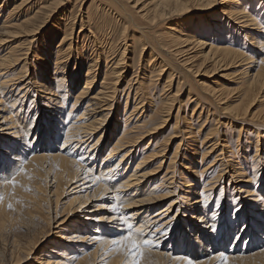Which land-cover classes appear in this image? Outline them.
<instances>
[{"label": "rangeland", "instance_id": "374dc122", "mask_svg": "<svg viewBox=\"0 0 264 264\" xmlns=\"http://www.w3.org/2000/svg\"><path fill=\"white\" fill-rule=\"evenodd\" d=\"M14 1H17L16 2L17 4L18 2L26 3V1H28L27 3L32 5V10L34 9L33 10L34 12L36 10V7L37 8L40 7L39 5L44 4L45 6H47L48 3L52 2L53 0H25V1L0 0V9H1L0 11H3L0 16V19L4 18V16L6 17L7 14L11 11L13 7L12 3H14ZM35 1L37 5L36 3L35 5L33 4V2ZM156 1L157 0H62L60 4L61 6L58 9H56L55 12L51 14L49 17H47L49 14L43 13L46 12L45 10L40 12V14H38L39 17L33 22L34 27L37 28L36 31L33 32L34 33L33 35L31 33L30 37L27 36L24 29L21 28L22 30L21 32H19L17 38L11 37L9 38L10 40L8 39V41L10 42H8L7 44H9L10 46L12 45L16 46V44H19L16 47L22 50L21 52L16 54L18 56L16 61L19 62L16 63L15 61L16 65L15 64L14 65L12 64V66L7 65L8 69L10 70L9 74L11 73L10 75L12 74L17 76L19 74L23 75V76L21 75L22 76L21 78L17 77L19 81L17 80L18 82L17 84L14 85L13 88H16L18 86V83L19 84L21 83L22 85L26 84V82L33 83L34 81L31 80L32 78L41 79L39 82L40 83L42 82L43 85L41 86V84L36 83L33 84L31 88L27 89L29 90L27 93V97L29 96L30 99L31 97H34L35 100L34 103L32 104L31 110H29L28 115H26L27 116L26 119L28 120L29 118L32 117L31 115H34V113L37 110L39 111V114L37 116L38 119L35 120L33 130H31V133L29 134L27 143H30L31 146L33 144H36V146L40 145L38 151H40V149L44 151L52 150V148L46 146L47 145L46 143L45 145L43 144L42 139L44 137V134H41L42 136L40 135L41 138L38 137V140L35 139L36 132L40 122L48 121L47 119H51L50 115L52 113L50 112V110L56 109L55 107L56 103L54 100L59 99V97L62 94H64V91H62L61 89L59 92H56L55 95L57 96H49L45 94V92L49 91V87H52L53 85L52 84L53 75L51 73L53 67H51L52 64L48 65L49 63L45 65L41 64L43 63L41 61L43 60L44 55L42 54V52L40 53V51L46 48L42 45V43L45 42L44 36L46 34V36L51 35L50 37L48 36L49 39L46 36L45 38L46 40L48 39L46 42L52 43V45L50 43L49 47L51 48V51L54 52L55 50L54 47L57 46V44L59 43V39L61 35L59 33L60 32L59 30H57V33L55 35H53L55 31L54 23H60L59 19L65 18L64 16L66 15L68 16V23L70 22L69 25H72L74 23V27H73L72 35L69 36L70 38L69 41H71L72 43L71 45L73 48L71 47L70 49L71 54L68 61L64 63L69 66L67 68V70L68 69L69 70L65 71L64 73L66 77L65 82H67L64 83V86L65 88H67L68 85L70 86L73 83L74 85L73 87H71L72 89L70 88L68 89L70 90L69 92L66 89L67 94L63 105L65 110L69 109V107L71 106L73 102L72 97H74L76 91L84 86L86 68L88 69L87 65L91 64L93 68L95 65H97L96 67L97 69L94 68L96 69L95 72L97 73V77L95 78L92 84L91 90H89L90 93L91 94L95 93L96 89L98 88V85H100V83L102 82L101 80L103 77V72L101 71H104L103 68L104 58L103 56L100 55L97 58L98 59L97 62L94 63L93 61L96 58V54L101 52L100 51L101 49L104 50L105 51L104 57L107 58L106 62L107 64H109L108 66L112 65L114 67V64L116 63V61H118L117 59H119L120 57V53L124 50V54L122 56L123 60H121L122 63L121 62L119 63V66L120 68L122 67L121 69L123 72L121 73L119 80L116 82L115 81L116 79L112 74H108L105 80L109 82L108 84H110V86L112 85L113 87H116V95L114 96V106L111 109L112 115L109 122L106 124L107 126L104 127L107 129L110 128L109 130L110 133L106 134V137L104 138L103 141L104 143L102 142L101 144L102 146L101 152L99 153V157L97 158L96 163H92L89 166V168L91 169L93 165L97 166L96 167L97 170L103 167L100 166V163L102 162L101 158L108 154V152L110 151V147L114 144L116 140L118 132L119 133L121 132L122 130L121 121H123L125 117L121 118L122 116L120 113L121 109L119 107L123 106V102L126 96L130 95L129 96L130 100L127 106L128 109L126 108L127 110L126 116H128L129 112L132 109L129 107L131 105V102L133 104V97H134L133 93L136 90L139 89L137 95L141 96V98L144 99V102L142 103L143 106L140 105V109L142 108L141 112H143V116H142L143 118L141 117L142 113L138 112V114H135L136 113L135 112L134 113L135 117L133 115L131 117V120L128 122L129 128H131L132 124H134V122L137 120L138 117L139 119L136 122L137 124L135 123L136 124L135 126H139L142 121H145V124L144 123L143 124L145 126H148V128L151 127L152 129L153 127L154 128L156 127V131L153 132L154 134L152 133L146 134V130L142 128L141 129L134 128L135 130L131 128V131L132 130L134 131V133L131 132V134L136 133L137 135H135L134 137L135 138L138 137L137 138L138 141L136 145L133 147V151H135V153L137 152V155L135 156V159L131 160V163H129L130 166H128L127 170L129 171L130 167L131 169H133L135 164H137L138 160L140 159V157L142 156L147 157L149 159V160L147 159V161L150 162L148 164H145V166L141 170V173L142 172L146 173L149 171L154 173L150 174L148 180L144 179V181L141 183V185L144 186L143 190H150L151 187H153L152 185L159 188L157 191L162 189V188L160 189V185H163L164 189H168L170 191L174 190V192L170 194L169 198L165 199L163 202L158 203L150 211L153 212L156 209L164 205H167L174 198L175 199L178 198L176 199V203L174 205L181 206V208L179 210L180 214L178 213V215H174V213H176V211H174L176 207H172L173 211L171 215H173L172 217L175 218L171 223L172 227L166 236L167 238L165 239V241H162V243H158V242L153 243L152 247L156 249L157 246L160 252L166 253L168 252L167 250L171 245L173 237L175 235H178L180 232H182L186 225L189 224L191 227L195 226V229H197V225L194 224V220H192L191 218L192 214H190L187 211V208L190 207L189 204L190 199L195 198V196H193V198H190L188 200V196L185 194L188 193V189H190L192 192L195 191L199 192L201 190L202 185H206V183H209L211 178L214 177L215 179L216 176L221 175L220 180H218V183L216 184L215 187L216 195L220 193L219 191L221 190L223 191V210L225 211L223 212L224 220L230 222V225L231 224L233 225V226L231 225L232 229L229 230L228 233L229 237L227 238V243L224 244V246L226 245L225 247H227L225 248V251L231 248V246H229L228 243H232L234 241L236 242H235V248H233L234 250L233 253H235V250L237 248L238 255L241 254L244 255L247 250H250L249 253H254V251L262 250L264 248V223L263 224L261 223L262 224L261 225L258 224L259 221L255 220L256 221V222L254 221L255 224L252 225L250 228H247L248 230L245 233V235L244 232L242 231V226H243L242 221H244L245 219L244 213L247 211L246 207L249 206V203L245 201V206L243 205V209H241L236 214L234 213L232 206L230 205V203L232 202H229V205H226L228 202L227 200L228 198L229 199L232 198L234 201L235 198L233 197V195H237L236 193L239 189L244 190L245 189L244 187L248 186L249 188H251L252 191L253 189H255V187H253L254 185L248 182L245 183L247 178L239 173H237L236 176L231 179L230 176H232L233 174L232 172L233 169L230 165L228 169H225L223 172H221L224 169V166H219L220 164L219 162L218 163L217 162L213 163V162L216 158L215 156L218 155L217 153H219L220 149L222 148L220 145L223 144V142H226L228 146L227 150L229 151L226 152L227 154L225 155V160L228 163L232 160L234 161L232 163H235L237 160L238 162L237 166L240 167L241 171L244 172L245 175L248 174L250 177H252V175H255L257 172L261 174V172L264 171V166H262L261 163L259 169L256 170L255 168H253L252 162H250L252 156L254 157L255 154L256 144L254 143L256 139H259V143L257 144L258 158L260 159L262 156H264V142H263L264 141V112H263L264 106H261L260 102L255 104L250 103L249 113L245 115L244 108L247 106L248 102L245 99L242 102L237 101L238 94L242 88L241 83L246 78L255 74L258 69H261L262 71V76H261L262 80L260 82H262L264 85V66H263L264 63L263 65L261 64L262 62H264V51L262 49L259 50L261 45L259 46V40L257 39V37L259 36L258 34L259 31L264 29V16L263 19H261L262 17L261 14H263L264 12L263 11L258 12L260 17L258 18V22L261 24L262 27L259 31L253 30L252 31L253 33L252 32L246 33L247 37H244L245 30L239 28L238 30L239 33L233 35L234 41L231 44L233 48H237L238 50L243 52L244 56L248 57L250 60L245 62L240 61L235 65H227V64L217 65L206 58L203 59V55L206 54L210 43L213 42V41L210 42V40L212 39L210 38L211 36H209V33L212 34L213 32H215L213 30L214 27L212 25H211L212 27L210 28L206 27V24L210 25L207 22L206 18L215 17L216 15V17L220 16L224 23L227 24L228 22L229 29L225 28L226 30L225 29L223 30V32L225 33L222 32V34L224 35H226L228 31L233 33V31L234 30L236 31V29L238 28L236 24L238 21L233 20L227 15L220 14L222 13V8H224V1L213 0V4L209 6L210 8L208 7L206 8L205 5L198 4L196 3V1L180 0L184 2L187 1L186 3L187 8L183 10L184 12H182V15L181 13H179L178 11L179 9H177L178 13L177 12L173 14L170 13L172 15L171 16L167 15V17H164L165 19L162 18L163 20L157 18L152 25V23L150 22L152 20L151 14H153L154 12L152 8ZM243 1L244 0H241V2ZM261 2H263L264 4V0H261ZM254 4L251 3L249 4L250 6L247 7V10H249L248 12L252 13L253 15L257 14L256 12L257 6L256 4L255 5ZM81 19L83 21V25L81 27L82 29L80 30ZM185 19L186 20L189 19L190 21L192 20L193 22L190 23L189 21L188 24V22H183ZM157 20L161 23H158ZM198 23H202V25H204L205 23L203 31L199 32L200 35L197 36V38H200L203 41L202 43H205L204 46H202L203 44L201 45L202 49L200 46L195 45V42L192 41H189L191 43L187 42V44L183 43L179 39L178 37L179 35L177 34L180 30H182V27L186 30V28H188V25H192L190 30L191 31L193 30L192 32L195 33L197 31L196 25ZM156 24L158 25L156 26ZM154 26L155 28H153ZM168 27H172L173 29H175V31H172V33L175 34L179 42L174 38L175 36L173 37L172 34L169 33L170 31L168 30ZM205 30L206 33H204ZM30 40L31 43H29ZM257 40H258V44L256 42ZM254 41L256 43H254ZM91 43H93V45H95L96 43V45L93 46ZM87 44L90 45L87 46ZM142 44L145 45L144 50L143 48H141ZM91 45L93 47H91ZM25 48L29 49L28 52L23 50ZM50 48L47 47V49ZM93 49H95L94 53H92ZM39 53L43 57H41ZM48 54L46 55L48 56ZM150 54L155 56V61L162 62V64L165 65L166 70L162 73V75L161 74L159 75L160 77H158L159 74L158 72H155L154 74V72L148 73L149 71L144 70V69L149 70L151 67H153L152 66L153 63L151 64L150 68L146 67L148 65V62L150 63V59H149L151 56ZM53 57L54 55L51 56V58ZM37 60H39L40 62H38ZM76 60L78 61L77 67L79 71L78 74L79 76L77 77V79L74 78L73 70H72L74 69ZM205 60L207 62H205ZM21 65L25 66L24 68L25 71L21 69ZM258 65L261 66L257 67ZM99 66L101 67L100 71H98ZM36 68H39V70L44 68L40 73L43 75L38 76L40 74H37L34 76V72ZM46 68L48 69L47 72L45 71ZM241 70L247 72V74L243 75ZM170 71L174 76V78L172 77L173 80L170 81L171 86L169 85L168 87L166 86L165 88H162L166 85L162 83L165 82L167 73H170ZM25 73H27L26 77L24 75ZM43 76H45L46 78H44ZM163 77L164 79H162ZM13 78L15 79L16 77ZM148 78L150 82L146 81L148 80ZM178 78L180 82L178 86L179 89L177 88L179 90L178 91L179 93L177 92L178 93L177 94L175 93V90H176V80H178ZM155 79L158 80L156 81ZM110 82H113L116 86H114L113 83ZM263 85H261V87L260 85H258V87H260L261 89L259 91L260 95L257 93L258 95L257 97H259L258 99H260L261 96H264ZM139 86L141 89L139 88ZM62 87L63 86H61V88ZM124 87L126 89L128 88L129 91L126 89L124 90ZM212 88H214L215 90L218 89L225 91H223L220 97L216 98V96L214 97L211 95L212 93H210V90ZM8 90L10 89L9 88L5 89V93ZM11 93L13 94V96H11L10 99H7L8 101H10L15 96V90L12 91ZM171 95H174L173 97L175 98H172ZM5 96L7 97V94ZM48 98L49 99L51 98V101L49 100L50 102L48 101ZM261 99H264V97ZM173 100L174 102H172ZM42 101L48 105L46 106L48 107V109L41 107L43 106L41 104ZM166 104L170 106L172 105V107ZM224 106L229 107V109L231 110L233 109V111L230 110L228 111L226 109H223ZM29 107H30V103L28 102L27 98H25L22 105L23 111L18 116L20 128L27 129L29 127L28 123L26 121L25 122L22 121L21 119L22 113H24L23 115L25 116V113ZM169 108H171L170 111H168L170 113H168L167 111L163 112L165 110H168ZM250 113H254V115L258 113L260 115L259 117L257 115L255 117L253 116L254 117L253 119ZM136 116L138 117L136 118ZM117 120L119 121V124H117V128L116 129L111 128L112 125L114 126ZM162 120L165 121L161 123ZM176 120L177 122H175ZM151 124L153 125L151 126ZM45 125L46 124L43 123L42 128H44ZM239 127H241V129H239ZM52 128L54 129V125ZM254 132H257L258 136H256ZM141 134L142 135L144 134V137ZM19 135H21V133ZM140 136L143 138L139 139ZM216 140L220 142L219 145L214 144ZM31 141L33 142V144ZM60 143L61 142H59L58 144ZM178 144L180 145L178 152L176 155H173L176 147H178ZM53 146H55V144H53ZM29 148L30 147H28L27 145H23L22 148L23 151L22 150L18 152L13 151L11 154L13 155V158L16 160L17 159L16 155L21 156V154L18 153H27L29 152L28 151ZM158 151H162V153L164 154L162 153L155 154ZM208 151L209 153L210 152L211 153L209 154ZM151 156L152 157L156 156V157L152 159ZM221 159L222 158H220V160ZM117 160H118V156L114 157L110 163L114 164L116 163ZM209 163H212L214 165L208 170H205V168L203 167L205 166L208 168ZM46 164L48 163L45 162V164H43L44 167L40 168L41 174L39 173L37 177L33 179L36 189L34 188V186H32V184L27 185L25 191L22 192L24 194L23 196L20 194L19 198L18 196L14 197L13 198L14 200L9 201L10 204L8 203V200L5 202L6 206H4V213H3L4 220L2 223L3 225H0V264H19V263L36 264L37 262H39L37 260H40L38 258L40 257L42 258L44 254H46L51 248H54V246H56L57 244H58L56 246L57 249L54 250L57 252L55 254V259L57 258L58 260V258L61 257V255H59L60 254L59 252H61L62 246L66 247L69 245V243L67 244V242L62 239L59 238L56 239L57 234L61 233L59 232L60 228L64 227L66 229L65 232H62L63 233L62 235L66 237L69 233H73L76 232V230L78 231V229H81L79 228L81 224L82 227L85 224L87 225L95 224L94 222H85L84 220L85 218L91 217L92 219H95L96 217L109 216L107 213L110 212L109 210L112 207V203H110L111 200H109L107 197L111 195L110 194H105L103 196L99 195L96 196L97 198H94L95 196L92 197L90 194L91 191L89 192V199H88L89 201L88 200L86 201V205L84 206V208H80V210L75 209L77 207V202H78L75 201L74 204H72L73 206L71 205L69 207L71 211L69 209L68 211L66 208L65 211L61 212V210L66 207V205L75 195L72 194L75 190L74 191L72 190L73 191L72 192L70 188H68L66 192L62 194L63 196H61V198H59L58 201L57 200L55 201L53 191H54V187L56 186V183H54V180L52 179L54 168H52L51 171H47V169L45 168ZM183 164L187 166L189 170H184ZM251 169L253 170L251 171ZM191 170L195 171V174L190 173ZM202 170H205V172H203ZM170 177L173 178L170 179ZM185 177H187V179L191 183V186L189 188H185L183 185ZM262 177H264V174L262 175ZM228 180L231 181L228 182ZM148 183L149 184L152 183L149 186V188L147 187ZM40 186L43 187V190ZM256 187H258V184L256 185ZM262 188H264V185L262 186ZM40 190H42V192ZM30 193L31 195H29ZM27 194L28 196H26ZM84 195L85 193L78 195L79 197H82L81 199L79 198V201L84 200L83 199ZM262 198L264 199V197ZM37 199L39 201H37ZM12 201H13V205L11 204ZM212 201L214 203L215 200ZM237 202L242 204L241 200L239 199H237L236 202L234 203L236 204ZM123 203L124 202H122V200L119 199L116 200V204L115 206H113L112 210H116L120 206H123ZM228 209H229V213L227 214L226 211ZM48 218L51 219L50 222H48ZM237 218L239 219V221ZM63 220H65V222L59 225V222ZM225 221H222L221 225H223ZM256 227L257 229L260 230H257ZM83 228L89 229V227L87 228L86 226H84ZM102 228L104 231H107L106 226H103ZM84 229H81L80 231ZM249 232H252L253 237L251 238L248 237L250 234ZM258 232L260 233V236H258L259 234ZM188 233L189 232H186L184 234L183 232L184 235H188ZM194 233L195 232L193 231L191 235H193ZM261 233H263L262 236ZM237 235L241 237L234 240V237H237ZM184 239L185 238L183 237V240ZM190 240L188 242L189 244H191V247L195 248V252H197V250L201 251L203 249L204 244L197 245L199 247H196L195 243H190L192 242V240L191 241ZM34 242L35 243L38 242L37 245H35L32 248L33 251L31 250L29 252V255H26L27 251L25 252L24 248L30 247L31 243L33 244ZM70 244H72L75 247L77 246L75 243H70ZM18 247H21V249ZM206 247L210 248V244L207 243ZM91 250L92 249H89V251ZM75 254L78 255V252L75 251ZM70 255L72 256L73 254ZM70 255H65V256H67L66 258H69ZM17 258L19 259V261ZM206 258H208L207 255L204 256V259ZM244 262L247 264H264V256H259L255 259L249 258ZM94 264H98V263L95 262ZM211 264H217V263L211 262Z\"/></svg>", "mask_w": 264, "mask_h": 264}, {"label": "bare ground", "instance_id": "6f19581e", "mask_svg": "<svg viewBox=\"0 0 264 264\" xmlns=\"http://www.w3.org/2000/svg\"><path fill=\"white\" fill-rule=\"evenodd\" d=\"M61 1L62 0H53L52 2L48 3L47 6H45L44 4L39 5L40 7L39 8L36 7V10L34 12H33L34 9L32 10V5L27 3L28 1H26V3H24V2L19 3L18 2V4L16 3L17 1H14V3H12L13 7L11 9V11H13V12L10 11L6 17L4 16V18L0 19V160L4 161L3 168H0V225H3L2 223L4 220V217H3L4 206H6L5 202L8 200V203H9V201L14 200L13 198L16 196H18V198H19L20 194L23 196L24 194L22 192L25 191V188L27 185L32 184V186H34V188H35V183L33 182V179L36 178L39 173L41 174L40 168H43L44 167L43 164H45V162H46V163H48V164H46V167H45L47 169V171H51V169L54 168L52 179L54 180V183H56V186L54 187V191H53L55 201L56 200L58 201V199L61 198V196H63L62 194L65 193L68 188H70L71 191L75 190L74 192L72 191L73 193L70 191L72 194H75V195L72 197V199L66 205V207L61 210V212L65 211L66 208L68 210L69 207L72 204H74L75 201H78L77 207L75 209L80 210V208H84V206L86 205V201L89 199V192L90 191H91L90 192L91 196L92 197L95 196L94 198H97L96 196H99V195L103 196L105 194H110L111 196H108L107 198L109 200H111L110 203H112V207L109 210L110 212L107 213L109 215L108 217L107 216L106 217H96L95 219H92L91 217L85 218L84 219L85 222H94L95 223V224H89L88 223L89 225H87V224L84 225L87 228L89 227V229H84L83 228L84 226L82 227V224H81L79 228L84 229V230L80 231L81 229H78V231L76 230V232L69 233L65 237L62 235L63 234L62 232H65L66 229L64 227L60 228L59 232H61V233L57 234L56 239L59 238V239L66 241L67 244L69 243V245L66 247L62 246L61 252H59L60 253L59 255H61V257H59L60 259L59 258H58V260H57V258L55 259V254L57 252L54 249H57V247H56L58 245L57 244L56 246H54V248H51L46 254H44L43 255L44 257L42 256V258L41 257L38 258L40 260H37V261H39L40 263L37 262L36 264H94L95 262L98 264H134V261H138V264H211V262H213V263L216 262L217 264H247L244 261L249 259V258L255 259L259 256H264V248L262 250H259V251H254V253H249L250 250H247L244 255L241 254L242 256L237 254L238 250L236 248L235 253H233V251H234L233 248H235V242L236 241H234L232 243H228L229 246H231V248H229L228 250L225 251V248H227V247H225L226 245L224 246V244L227 243V238L229 237L228 233H229V230L232 229V227H231L232 224L230 225V222H227L224 220L223 212H225V211L223 210V191L222 190L219 191L220 193H218L216 195L215 187H216V184L218 183V180H220L221 175L216 176L215 179H214V177L211 178L209 183H206V185H202L201 190L199 192H197V191L192 192L190 189H188V193L185 194L188 196V200L190 198H193V196H195V198L190 199V203H189L190 207L187 208V211L190 214H192L191 218H192V220H194V224L197 225V229H195V226L191 227L189 224L186 225L182 232H180L178 235H175L173 237L171 245L167 250L168 252H166V253L160 252V250H158V247L156 245H154V246H156V249H154V247H152L153 243H155V242L162 243V241H165V239L167 238L166 236L172 227L171 223L175 218V217H172L173 215H171V213L173 211L172 207H176V209H174V211H176V213H174V215H178L179 210L181 208V206L174 205L176 203V199H178V198H176V199L174 198L167 205H164V206L156 209L153 212L150 211L158 203L163 202L165 199L169 198L170 194L172 192H174V190L170 191L168 189H164L163 185H160V189L161 188L162 189L159 191H157L159 188L155 187L154 185H152L153 187H151L150 190H143L144 186H142L141 183L144 181V179L148 180L149 179L148 177L150 176V174L154 173L151 171L146 172V173L145 172L141 173V170L145 166V164H148L150 162V161H147V159H148L147 157H144V156L140 157L137 164H135L134 168L131 169V167H130L129 171L127 170L128 166H130L129 163H131V160L135 159V156L137 155V152L135 153V151H133V147L136 145V143L138 141L137 140L138 137L137 138L134 137L135 135H137L136 133L131 134V132L134 133L133 130L131 131V128L132 129H134V128H137V129L140 128L141 129L142 128V129L146 130V134H151V133L154 134L153 132L156 131V127L155 128L153 127L152 129H151V127L148 128V126L144 125L145 121H142L139 126H135L137 124L136 123L137 120L139 119V117L136 116V118L138 117L137 120L134 122V124H132L131 128H129L128 122L131 120V117L133 115L135 117V114H138V112H140V113H142L141 117L143 116V112H141L142 108L140 109V105H142V103L144 102V99H142L141 96L137 95V93L139 92V89L136 90L135 92L133 91L134 92L133 93L134 94L133 104L131 102L132 106L130 105V107H129L132 109L129 112L128 116H126V114H127L126 108L128 106V102L130 100V98H129L130 95L126 96V97L124 96L125 99L123 102V106L119 107L121 109L120 110L121 111L120 113L122 115L121 118L125 117V119L123 121H121L122 122L121 123L122 124V127H121L122 130L120 133L118 132L116 140H115L114 144L110 147V151L108 152V154L101 158L102 162L100 163V166L101 167L103 166V167L102 168L100 167L101 169L97 170L96 169L97 166L93 165V167L91 169L89 168V166L92 163H96L97 158L99 157V153L101 152V147H102L101 144L104 141L106 134L110 133L109 132L110 128L107 129L104 127L107 126L106 124L109 122L111 115H112L111 109L114 106V96L116 95V87H113L112 85L110 86V84H108L109 82H107L105 80H106V76L108 74H112L114 76V78L116 79L115 80L116 82L119 80L121 73H123L122 69H121L122 67L120 68L119 63L121 62V60H123L122 56L124 54V50L122 49L123 51L120 53V57H119V59H117L118 61H116L115 64L113 63L114 67L111 64H110L111 66H108L109 64H107V62H106L107 58L104 57L105 56L104 50L101 49L100 50L101 52H99V53L97 52L99 55L96 54V58L93 61L94 63L97 62V60H98L97 58L100 55L103 56V58H104V64H103L104 65L103 66L104 71H101V72H103V77L101 80L102 82L100 83V85H98L96 92L91 94L89 90H91L92 84H93L95 78L97 77V73L95 72V70L97 69L96 68L97 65L94 66V68H96V69H94L91 64L87 65L88 69L86 68V73H85L86 76H85L84 86L79 88L76 91L74 97H72L73 102H72L71 106L69 107V109L65 110L63 105H64V101L66 98L67 91L69 92L70 90H68V89L69 88L72 89L71 87H73V85H74V83L71 84L70 86L68 85L67 88H65V86H64V83H67V82H65L66 77H65L64 73H65V71L69 70V69L67 70V68L69 66L67 64H64V63L66 61H68L70 54H71L70 49L72 47V45H71L72 43H71V41H69L70 40L69 36L72 35L73 27H74V23L72 25H69L70 22L68 23V16H66V15L64 16L65 18L59 19L60 23H54V30L55 31H54L53 35H55L57 33V30H59L60 32L59 31L58 32L61 34L60 39H59V43L57 44V46L54 47L55 48L54 52H52L51 48L49 47L51 42L50 41H49L50 43L46 42L51 35L46 36V34L44 33L46 37L49 36L47 40L44 36L45 42H43L42 45L46 48H44L40 51V53L42 52L44 57L42 55H40V53H39V55L41 57H43V60L41 61L43 63H41V64L45 65V64L49 63L48 65L52 64L51 67H53L52 71H51V73L53 75V77H52V79H53L52 84L53 85H52V87H49V91L45 92V94L49 95V96H57V95H55L56 92H59L61 89H62V91H64V94H62L59 97V99L54 100L56 103V105H55L56 109L50 110V112L52 113L50 115L51 119H47L48 121L40 122V124L37 128L36 137H35V139L38 140V137L41 138V136H42L41 134H44V137L42 139L43 144L45 145V143H46L47 144L46 146L49 148H52L53 151L52 150H47V151L45 150L46 151L45 152L42 149H40V151H38V148L40 147V145L36 146V144H33L32 141H31L33 144L32 146L30 145V143H27L29 134L31 133V130H33L35 120L38 119L37 116L39 114V111L37 110L34 113V115H31L32 116L31 118H29L28 120L26 119V117H27L26 115H28V112H29V110H31L32 104L34 103V100H35L34 97H31V99L29 96H28L29 98L27 97V93L29 91L27 89L31 88L32 85L36 84V83L41 84V86H43V85H42V82L41 83L39 82L41 79L32 78L31 80H33L35 83L33 81H32L33 83H29V82L27 83L26 82V84H24V85H22L21 83L20 84L18 83V86L16 88H13L14 85L17 84V82L19 81L17 79V77L21 78L23 75L22 74H19L18 76L14 75V74L10 75L11 73L9 74L10 70L8 69L7 65H11V66H12V64L16 65V63L19 62V61H16L18 58V56L16 54L21 52L22 50L16 47L19 44H16V46H13V45L10 46L7 43L10 42V41H8V39L11 37L17 38L19 32H21V30H22L21 28L24 29L27 36L30 37L31 33L33 35L34 34L33 32H35L37 29L36 27H34L33 22H34V20H36L39 17L38 14H40V12L45 10L46 12H43V13L49 14L48 16L46 15L47 17H49L51 14H53L55 12L56 9H58L61 6L60 5ZM192 1H196V3L201 4V5L203 4V5H205L206 8L207 7L210 8L209 6H211L213 4V0H192ZM222 1H224V8H222V13H220V14L221 15L222 14L227 15L230 18H232L233 20L238 21L236 23L238 28L236 29V31L232 30L233 33L228 31L226 33V35H224V34H222L223 30L225 28L229 29L228 22H227V24L224 23L223 20L221 19V17L220 16L216 17V15H215V17L206 18L207 22L210 24V25L206 24V27L210 28L213 26L214 27L213 30L215 32H213L212 34L209 33V36H211L210 38L212 39V40H210V42L211 41H213V42L210 43L206 54L203 55V59L206 58L209 61H212L214 64H217V65H219V64L235 65V64L239 63L240 61L241 62L249 61L250 59L248 57H245L243 52H241L237 48H233V46L231 45L234 41L233 35L236 33H239V31H238L239 28L245 30L244 31V37H247L246 33L252 32L253 30L259 31L262 27H261V24L258 22V18H260L258 12L259 11L264 12V4H263V2H261V0H244L243 1L244 3L241 2V0H222ZM35 3H36V1L33 2L34 5H35ZM186 3H187V1L184 2V1H180V0H157L155 2V4L153 5V8H152V10L154 12H153V14H151L152 20L150 22L153 25V23L155 22V20L157 18H159L160 20L162 18L165 19L164 17H167V15L171 16L173 13H176V12L178 13V11L182 15V12H184L183 10H185V8H187ZM204 3H206V4H204ZM251 3H253V4L255 3L257 6V8H256L257 14H255V15L248 12L249 10H247V7L250 6L249 4H251ZM36 5H37V3H36ZM177 9H179V10L177 11ZM109 11H107V12H109ZM2 12L3 11H0V16H1ZM170 13H172V14H170ZM261 15H262L261 19H263L264 13ZM47 17H45V18H47ZM189 21H190L189 19H187V20L185 19L183 22H188V24H189ZM192 22L193 21L191 20L190 23H192ZM158 23H161V22L158 21ZM82 25H83V21L81 19L80 30L82 29L81 28ZM157 25L158 24H156V26ZM40 26H39V29H40ZM204 26H205V23H204V25H202V23H198L196 25L197 31L195 33L192 32L193 30L192 31L190 30L192 25H188V28H186V30L182 27V30L179 31L180 33L179 32L177 33L179 36L178 35L177 36L179 37V39L183 43L187 44V42L191 43L189 41H192V42H195V45H197V46L201 47L202 44H203L202 46H204L205 43H202L203 41L200 38H197V36L200 35L199 32L203 31ZM153 28H155V26ZM168 30L170 31L169 33H171L172 36L174 37L175 34L172 33V31H175V29H173L172 27H168ZM204 33H206V30ZM223 33H225V32H223ZM258 34H259V36L257 37V39L259 40V46L261 45L259 50L262 49L264 51V29L259 31ZM20 35H22V34H20ZM203 37H205V36H203ZM174 38L178 41L176 36ZM254 38H255V36H254ZM203 39H205V38H203ZM31 40L29 43H31ZM258 40L256 41L257 44H258ZM24 42H25V40H24ZM256 42L254 41V43H256ZM83 43H85V42H83ZM91 44L93 45V43H91ZM98 44H99V42H98ZM51 45H52V43H51ZM89 45L87 44V46H89ZM92 45H91V47L95 46L96 43H95V45H93V46ZM141 46H142L141 48H143V50H144L145 45L142 44ZM190 46H191V44H190ZM205 46H208V45H205ZM47 47L50 49H47ZM28 48H29V46H28ZM28 48H25L23 50L28 52V50H29ZM159 49H161V48H159ZM201 49H202V47H201ZM77 51H79V50H77ZM48 52H49V54H48ZM94 52H95V49H93L92 53H94ZM46 54H48V56ZM52 55H54L53 58H51ZM149 59H150V63L148 62V65L146 64L147 65L146 67L150 68L152 63H153V65H152L153 67H151L149 70L148 69H144V70L149 71L148 73L154 72V74H155V72H158L159 73V74L157 73L158 77H160L159 75L160 74L162 75V73L166 70L165 65H163L162 62L155 61L154 55H151ZM15 61H16V63H15ZM37 61L40 62L39 60H37ZM77 62L78 61L76 60V64L74 66V69H72L75 79H77V77L79 76L78 75L79 71H78V67H77L78 66ZM205 62H207V61L205 60ZM263 63L264 62H262L261 64L263 65ZM259 66H261V65H258L257 67H259ZM24 68H25V66L21 65V69L24 70ZM39 68H41V67H39ZM39 68H36V70L34 72V76L37 74H40L42 72V69H44V68H42L39 70ZM100 68L101 67L99 66L98 71H100ZM214 68H217V67H214ZM155 69H156V71H155ZM47 70L48 69L46 68L45 71L47 72ZM242 74L246 75L247 72L242 71ZM24 75L26 77L27 73H25ZM41 75H43V74H40L38 76H41ZM45 76H43V77L46 78L47 76L46 77ZM154 76H153V78H154ZM261 76H262V71H261V69H258L255 74L246 78L241 83L242 88L238 94V100L237 101L242 102L245 99L248 102V103L246 102L247 106L244 108L245 109L244 110L245 115L249 113L250 103L255 104V103L260 102V105L264 106V99H261L264 96H261L260 99H258L259 97H257L258 96L257 93L259 94V91L261 90L260 87H261V85H263V83L260 82L262 80ZM13 77H16V78L14 79ZM172 77L174 78L171 71H170V73H167V77L165 78V82L162 83V84H166V85L162 88H165L166 86L168 87L169 85L171 86L170 81L173 80ZM179 78H181V77H179ZM179 78H178V80H176L175 93H177L179 91L178 90L179 89L178 86H179V82H180ZM162 79H164V77ZM155 80L157 81L158 79H155ZM146 81L148 82L149 78ZM105 82H107V83H105ZM110 83H113V82H110ZM113 85L116 86L114 83H113ZM258 85H260V87H258ZM61 86H63V87L61 88ZM7 88H9L10 90H8L5 93V89H7ZM139 88H140V86H139ZM156 88H157V86H156ZM66 89H67V91H66ZM125 89L126 88L124 87V90ZM220 89H222V88H220ZM263 89H264V87H263ZM14 90H15V96L16 97L14 96L10 101H8L7 99H10L11 96H13V94L11 92ZM126 90L129 91L128 88ZM223 91H225V90H218V89L215 90L214 88H212L210 90V93H212L211 94L212 96H214V97L216 96V98H217V97H220V95H222ZM162 93H163V91H162ZM6 94H7V97L5 96ZM168 95H170V94H168ZM17 96H18V98H17ZM173 96L174 95H171L172 98H175ZM25 98H27L28 102L30 103V107L27 109L25 116L23 115L24 113H22L21 119H22V121H24V122L26 121L28 123L29 127L27 129L20 128L19 127V121H18V116L23 111L22 105H23V101L25 100ZM49 100L51 101V98L50 99L48 98V101ZM166 100H167V98H166ZM258 100H261V101H258ZM46 101H47V99H46ZM168 102H169V100H168ZM172 102H174V100ZM220 102H221V100H220ZM41 104L43 105V106H41L42 108L48 109V107H46V106H48L46 103H44L42 101ZM150 104H152V103H150ZM166 105H168V104H166ZM168 106H170V105H168ZM170 107H172V105ZM198 107H199V105H198ZM170 109L171 108H169L168 110H165L163 112H166V111L168 112V111H170ZM223 109H226L228 111L229 110L233 111V109L231 110V109H229V107H225V106ZM44 111H46V110H44ZM263 112H264V109H263ZM168 113H170V112H168ZM206 113H208V112H206ZM250 115H252V117L253 116L255 117L256 115L259 117L260 114L256 113V115H254V113H250ZM254 117H253V119H254ZM165 120H162L161 123L164 122ZM175 122H177V120ZM43 123L46 124L44 128H42ZM117 124H119L118 120L115 122L114 126L112 125L111 128L116 129ZM53 125H54V129L52 128ZM152 125L153 124H151V126ZM17 129H19V130H17ZM239 129H241V127H239ZM53 132H54V134H53ZM20 133H21V135H19ZM254 133L256 136H258L257 132H254ZM142 136L144 137V134ZM143 137L140 136L139 139H142ZM133 138H135V139H133ZM191 141H193V140H191ZM203 141H205V140H203ZM59 142H61V143L58 144ZM258 143H259V139H256V141L254 143V144H256L255 145V154H254V157L252 156L251 161H250V162H252L253 168H255L256 170L259 169L260 163L262 166H264V156H262L260 159L258 158V147H257ZM53 144H55V146H53ZM214 144L219 145L220 142L216 140L214 142ZM23 145H27L28 147H30L28 150L29 152L18 153V154H21V156L16 155L17 159L15 160L11 153L13 151L14 152H18L20 150L23 151V149H22ZM179 146L180 145L178 144V147H176L173 155L177 154ZM220 146L222 148L220 147L221 149H220L219 153L216 152L218 155L216 154L217 156H215L216 158H215L214 162L213 161L212 162L213 163L219 162L220 163L219 166H224V169L221 172H223L225 169H228L231 166L233 169L232 170L233 174H232V176H230L231 179L233 177H235L237 173H239V174H241L247 178L248 181L245 179L246 180L245 183L248 182V183L254 185L253 187H255V189L252 190L253 192L251 191V188H249L248 186L244 187L245 188L244 190L238 188L239 190L236 193L237 195H233V197L235 198L234 201L232 198L227 199L228 202L226 205H229V202H232V203H230V205L232 206V209H233L235 214L237 212H239L241 209H243V205L245 206V201L247 203H249V206L246 207L247 211L244 213L245 219H244V221H242V223H243L242 231L244 232V235H245V233L248 230L247 228H250L252 225H254L255 220L259 221L258 224L264 223V199L262 198V197H264V194H263L264 188H262V186L264 185V179H263L264 177H262V175L264 174V171L261 172V174H259L257 172L255 175H252V177H250L248 174L245 175V173L241 171L240 167L237 166L238 165L237 160L235 163H232V162H234L233 160L230 161L231 162V163L229 162L230 164L225 160V155L227 154L226 152L229 151V150H227L228 146H227L226 142H223V144H221ZM158 153H162V151H158L155 154H158ZM208 153H209V151H208ZM162 154H164V153H162ZM173 155H172V157H173ZM116 156H118V160L116 161V163L111 164L110 163L111 160ZM205 156H206V153H205ZM155 157L156 156H153L152 159ZM220 158H222V159L220 160ZM213 165L214 164L209 163L208 168L205 166L203 168H205V170H208ZM183 168H184V170H189L188 167L185 166L184 164H183ZM205 170H202V171L205 172ZM252 170L253 169H251V171ZM190 173L195 174V171L191 170ZM188 174H189V172H188ZM257 176H258V179H257ZM172 178L173 177H170V179H172ZM56 180H58V181H56ZM230 181L231 180H228V182H230ZM170 183H172V182H170ZM151 184L152 183H150V184L148 183L147 187L149 188V186ZM257 184H258V187H256ZM183 185L185 188H189L191 186V183L187 179V177L184 178ZM140 186H142V187H140ZM41 188L43 190V187H41ZM42 190H40V191L42 192ZM82 193H85V195L83 197L84 200L79 201V198L81 199L82 197H79L78 195L82 194ZM29 195H31V193ZM26 196H28V194ZM118 199L122 200V202H124L123 206H120L116 210H112L113 206H115V204H116V200H118ZM237 199L241 200L242 204L238 203V202L235 204L234 202H236ZM21 200H23V199H21ZM212 200H215L214 203ZM37 201H39V200L37 199ZM91 201H92V199H91ZM11 204L13 205V201L11 202ZM55 208H56V206H55ZM69 210L71 211V209H69ZM107 210H108V208H107ZM226 213L227 214L229 213V209L226 211ZM65 220L60 221L59 225L63 224L65 222ZM50 221H51V219L48 218V222H50ZM222 221H225L223 225H221ZM238 221H239V219H238ZM99 222H102V223H99ZM129 225H131L130 229H129ZM103 226H106L107 231L103 230V228H102ZM56 228H58V227H56ZM258 228H259V226H258ZM212 229H215V231H213ZM256 229H257V227H256ZM257 230H260V229H257ZM129 231L131 232L133 238L138 240V241H139L140 237L150 241L151 242L150 246H148V247L142 246L138 252H133L131 255H129L130 244L127 241L123 240V237L125 235H128ZM193 231L195 233L193 235H191V233H193ZM183 232H184V234L186 232H189V233H188V235H184ZM249 233L250 234L248 237L249 238L253 237L252 232H249ZM262 235H263V233H261V236ZM200 236H202V237H200ZM258 236H260V233L258 234ZM183 237L185 238L184 240H183ZM189 237L192 240V242H190V243H195L196 247H199L197 245H203L204 244L203 249L201 251L197 250V252H195V248L191 247V244H189V242H188L190 240ZM239 237H241V236L237 235V237H234V240H236ZM204 238H205V240H204ZM261 238H263V237H261ZM203 240H204V243H203ZM88 241H89V243H88ZM114 242H119V246H114ZM37 243H35V242L33 244L31 243V246L27 247V248L23 247L25 252L27 251L26 255H29V252L32 250V248L35 245H37ZM70 243H75L77 246L75 247ZM207 243L210 244V248L206 247ZM84 244H86V245H84ZM18 248L21 249V247H18ZM89 249H92V250L89 251ZM77 250H79V251H77ZM18 251H20V250H18ZM75 251L78 252V255L75 254ZM66 252H67V254H66ZM70 254H73L75 256H73V255L71 256ZM65 255H70L72 258L70 256H69V258H66L67 256H65ZM205 255H207L208 258L204 259ZM98 259H100V260H98ZM20 260H22V259H20ZM18 261H19V259H18Z\"/></svg>", "mask_w": 264, "mask_h": 264}, {"label": "snow or ice", "instance_id": "6c2138e0", "mask_svg": "<svg viewBox=\"0 0 264 264\" xmlns=\"http://www.w3.org/2000/svg\"><path fill=\"white\" fill-rule=\"evenodd\" d=\"M3 166H4V161L0 160V168H3ZM130 228H131V225H129V229ZM212 230L215 231V229H212ZM123 240L127 241L130 244L129 255H131L133 252H138L142 246L148 247L151 244L150 241L143 239L142 237L139 238V241L136 239H133V236L130 231L128 235H125L123 237ZM114 246H119V242H114ZM134 264H138V261H134Z\"/></svg>", "mask_w": 264, "mask_h": 264}]
</instances>
